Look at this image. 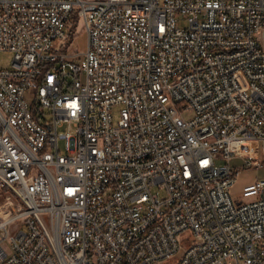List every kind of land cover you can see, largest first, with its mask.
I'll return each mask as SVG.
<instances>
[{"label": "built area", "instance_id": "2783aa9c", "mask_svg": "<svg viewBox=\"0 0 264 264\" xmlns=\"http://www.w3.org/2000/svg\"><path fill=\"white\" fill-rule=\"evenodd\" d=\"M0 52V264H264V0H0Z\"/></svg>", "mask_w": 264, "mask_h": 264}, {"label": "rangeland", "instance_id": "374dc122", "mask_svg": "<svg viewBox=\"0 0 264 264\" xmlns=\"http://www.w3.org/2000/svg\"><path fill=\"white\" fill-rule=\"evenodd\" d=\"M164 1V0H162ZM182 27H187V22L184 19L180 20ZM87 31L85 23L80 20L77 23L76 31L73 34V41L66 49L69 55L82 54L87 50ZM14 54L11 52H0V69H9L12 65ZM121 108L114 109V123L120 119ZM183 117L186 120L193 118V114L185 112ZM62 131L69 132V128L66 126ZM263 144L260 142H240L235 143L234 147L239 152L246 154L248 157H258L261 154ZM60 149L64 153V143H60ZM233 166L242 167L243 161L241 159H235ZM264 165V163H263ZM258 180H264V166L260 169L255 167H246L236 173V183L231 188V195L237 202L245 201L243 198L244 189L250 185L255 184ZM158 190L154 189V192ZM161 197H165V193L161 192ZM23 209L22 203L16 199L12 194L4 191L0 193V218L7 219L10 216L20 212ZM17 226H22V221H17Z\"/></svg>", "mask_w": 264, "mask_h": 264}]
</instances>
